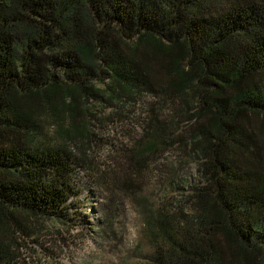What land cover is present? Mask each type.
<instances>
[{
	"label": "trees",
	"instance_id": "16d2710c",
	"mask_svg": "<svg viewBox=\"0 0 264 264\" xmlns=\"http://www.w3.org/2000/svg\"><path fill=\"white\" fill-rule=\"evenodd\" d=\"M145 97L121 164L181 150L199 178L188 210L145 219L144 264H264V0H0V264L30 223L88 229L97 106Z\"/></svg>",
	"mask_w": 264,
	"mask_h": 264
},
{
	"label": "rangeland",
	"instance_id": "374dc122",
	"mask_svg": "<svg viewBox=\"0 0 264 264\" xmlns=\"http://www.w3.org/2000/svg\"><path fill=\"white\" fill-rule=\"evenodd\" d=\"M155 100L145 97L107 108L98 107L102 123L89 170L78 172V195L74 204L88 229L70 231L56 223L28 224L31 235L18 240L20 264H144L148 247L144 240L145 219L156 212L188 210L190 187L198 181L197 160L181 150L165 153L158 163L141 171L128 167L120 145L140 135L147 109ZM165 114L178 115V106H165ZM188 123L180 131L189 136ZM187 139V138H186ZM114 143V147L111 145ZM126 179L129 188L121 187ZM74 207V206H73Z\"/></svg>",
	"mask_w": 264,
	"mask_h": 264
}]
</instances>
